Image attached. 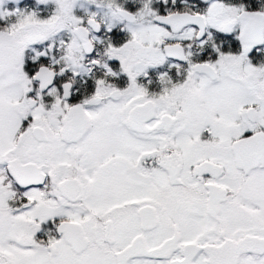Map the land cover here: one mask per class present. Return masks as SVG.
Returning a JSON list of instances; mask_svg holds the SVG:
<instances>
[{
	"label": "snow or ice",
	"instance_id": "obj_1",
	"mask_svg": "<svg viewBox=\"0 0 264 264\" xmlns=\"http://www.w3.org/2000/svg\"><path fill=\"white\" fill-rule=\"evenodd\" d=\"M0 264H264V0H0Z\"/></svg>",
	"mask_w": 264,
	"mask_h": 264
}]
</instances>
